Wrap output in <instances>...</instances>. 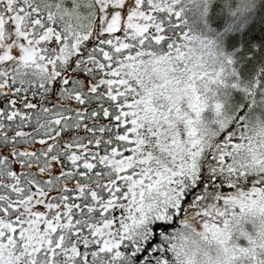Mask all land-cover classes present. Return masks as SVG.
<instances>
[{
    "label": "snow or ice",
    "instance_id": "obj_1",
    "mask_svg": "<svg viewBox=\"0 0 264 264\" xmlns=\"http://www.w3.org/2000/svg\"><path fill=\"white\" fill-rule=\"evenodd\" d=\"M0 264H264V0H0Z\"/></svg>",
    "mask_w": 264,
    "mask_h": 264
}]
</instances>
